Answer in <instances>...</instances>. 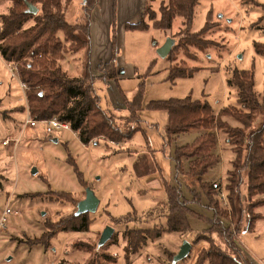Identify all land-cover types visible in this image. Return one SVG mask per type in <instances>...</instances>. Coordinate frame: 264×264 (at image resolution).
I'll list each match as a JSON object with an SVG mask.
<instances>
[{
    "label": "rangeland",
    "instance_id": "obj_1",
    "mask_svg": "<svg viewBox=\"0 0 264 264\" xmlns=\"http://www.w3.org/2000/svg\"><path fill=\"white\" fill-rule=\"evenodd\" d=\"M162 1L96 0L90 14V47L86 45L74 52L71 43L64 42L65 58L60 61L63 71L72 78H84L89 72L94 76L101 106L114 118L115 124L126 127L129 110L124 96L130 100L140 96L139 121L132 123L140 129L121 142L102 136L84 144L71 127L50 134L43 123L26 125L30 115L27 85L24 83V88L21 85L18 65L7 63L0 53V216L6 206L18 212L8 216L7 228L0 231V264L81 263L89 255L103 252L116 255V264H196L200 251L209 248V236L220 248L230 252L220 233L205 231L214 224V213L207 207L208 200L198 177L188 174L189 162L184 159L180 169L175 162L176 148L193 144L210 131L193 128L169 144L165 136L168 112L151 110L147 104L151 100L190 95L192 99H207L218 114L223 107L238 105L237 88L227 84L237 69L254 72L255 92L263 96L264 56L257 52V45H264V0H200L190 31L198 32L208 22L209 30L202 36L208 43L202 49L178 47L184 43L180 33L181 16L175 17L168 31L152 26L148 10L156 11L160 17ZM11 4L10 0H0V14L8 12ZM63 7L68 22L85 21L84 0H63ZM142 19L150 25L149 29H126L127 23ZM33 23L31 19L27 25ZM76 33L85 38L81 30ZM59 35L64 39L62 32ZM169 37H173L177 46L169 57L163 58L159 49ZM113 57L114 77L106 79L105 74L112 71ZM171 67L188 70L197 67V70L192 77L171 81L167 78ZM225 119L229 126H241L233 117ZM261 119L258 116L256 123ZM213 133L217 139L213 154L216 164L203 180L219 190L217 197H221L222 209L228 208L229 216L227 184L237 155L225 130L214 128ZM8 138L10 144L3 145ZM71 157L74 164L70 162ZM247 173L246 169L241 172L244 182H247ZM163 177L201 214L200 218L189 215L192 228L188 231L167 230V218L159 211L158 216L157 212L146 214L153 207L158 210L160 202L166 199ZM87 188L100 199L97 210L89 215V230L60 232L47 248L35 243L47 231V222H57L76 213ZM241 189L245 199L246 183ZM55 192H70L72 197ZM194 197H202L201 203L193 202ZM258 199L254 197L250 202ZM250 202L244 201V204ZM256 213H261V218L252 231L238 233L236 221L240 217L233 220L232 229L252 264H264V205L252 210V214ZM126 214L134 215L135 219L123 221ZM241 218L240 228L244 229L246 218ZM106 227L113 228L112 236L99 247ZM133 228L149 230L154 236L147 232L142 247L135 253L128 250L127 259V233ZM156 234L159 236L155 237ZM185 241L191 245L189 253L174 263ZM77 242L82 246L73 245ZM87 246L91 253L81 251Z\"/></svg>",
    "mask_w": 264,
    "mask_h": 264
},
{
    "label": "trees",
    "instance_id": "obj_2",
    "mask_svg": "<svg viewBox=\"0 0 264 264\" xmlns=\"http://www.w3.org/2000/svg\"><path fill=\"white\" fill-rule=\"evenodd\" d=\"M11 6L8 12L0 14V53L7 63L18 65L20 80L27 85L28 111L33 119L43 121L56 117L61 122L69 123L72 130L78 132L82 143L88 144L98 137L107 140L121 142L131 138L140 128L132 123L139 121L137 114L140 107L138 96L130 100L124 96L126 108L129 110L126 127L115 124L114 118L107 114L101 106V98L97 93L92 74L89 72L84 78L69 77L62 69L60 61L65 58L66 42H70L71 50L79 51L84 46L91 44V17L90 14L96 4V0H84V20L81 23L72 24L66 18L63 0H10ZM162 1L160 17L156 11L149 9L153 27L162 31L172 28L176 16H181L183 42L178 47L197 46L199 49L206 47L208 40L203 38L208 30V22L198 32L191 33L196 7L200 0H168ZM28 3L38 8L36 14L27 11ZM147 12V10H146ZM146 13H143V16ZM34 23L27 25L29 20ZM150 25L141 20L137 23H127V30H147ZM82 31L85 38L77 35ZM62 32L64 39L59 33ZM173 39V37H171ZM174 40V39H173ZM115 42H113V47ZM177 45L174 44L170 54ZM257 52L264 56V45H257ZM168 55V57L170 56ZM116 57V55H115ZM113 57L110 63L112 71L105 74V78L114 77L116 64ZM20 65V66H19ZM195 69L171 67L168 80L192 77ZM230 87L237 88L238 105H229L220 109L217 114L213 105L207 99H192L190 95L184 98H169L164 100H151L147 106L151 110H165L168 112V122L165 126L166 141L170 144L173 139L193 128L209 130L205 136L198 137L193 144H186L175 149V162L180 169L183 160L189 162L188 174L198 177L201 189L209 206L214 213V224L206 229V232L220 233L230 250L225 251L209 236V248L202 249L198 255L196 264H252L244 254L241 245L236 241L232 222L236 221L238 233L252 231L256 222L261 218V213L252 214L255 207L264 205V94L259 96L255 92V75L250 70H235L233 76L227 80ZM140 93H143L140 91ZM234 106V109L231 107ZM240 106V107H239ZM238 107V108H237ZM25 110V107H23ZM258 116L262 119L256 123ZM226 117H233L241 123V126L228 125ZM225 130L228 142L234 146L236 157L233 160V169L230 171L227 184L228 206L231 214L228 216V208L221 207L219 190L214 189L203 180L210 169L216 164L213 157L217 148V139L213 129ZM70 162L74 164L72 157ZM246 169L247 182L241 177V172ZM81 174V173H80ZM81 177V175H79ZM164 189L166 199L160 202L158 210H148L146 214L165 216L166 228L170 231H188L191 223L189 215L201 217L199 212L190 207L191 201L183 198L181 191L166 179ZM246 183L247 193L242 197L241 186ZM216 192V193H215ZM67 197H72L70 192H55ZM262 196V197H259ZM64 197V196H63ZM258 197L257 201L250 200ZM201 198H193V202L201 203ZM244 201H248L247 205ZM157 208V207H156ZM135 213L128 212V214ZM90 213L77 215L74 213L68 218L57 222H47V231L41 237L35 239L48 247L52 239L64 231H88L91 225ZM127 215V214H126ZM125 216V215H122ZM241 216H245L246 225L240 228ZM129 222L135 219L134 215L122 218ZM243 220V219H242ZM213 226V227H212ZM149 230L129 229L127 233L128 244L125 246L126 258H129L128 250L137 252L146 240ZM150 235L154 236L153 233ZM205 235V234H204ZM159 236L156 234L155 237ZM202 236V235H200ZM199 237V236H198ZM74 243V246H78ZM82 246V243H79ZM104 246V245H102ZM99 246V247H102ZM84 252H89L88 246ZM116 255L103 252L95 253L85 262L71 264H116ZM62 264H66L63 262Z\"/></svg>",
    "mask_w": 264,
    "mask_h": 264
},
{
    "label": "water",
    "instance_id": "obj_3",
    "mask_svg": "<svg viewBox=\"0 0 264 264\" xmlns=\"http://www.w3.org/2000/svg\"><path fill=\"white\" fill-rule=\"evenodd\" d=\"M27 5H28V9H27L28 12L34 14L38 12V8L35 5L31 3H28ZM173 45H174V40L171 37H169L167 39L166 44L159 49V55L163 58L167 57L170 54ZM99 203H100V199L95 195L94 191L91 188H87L86 197L78 202L77 205L78 209L76 211V214L79 215L83 213L95 212L99 206ZM112 233H113V228L106 227V229L102 233L101 239L99 241V245L100 246L104 245L111 238ZM190 246L191 245L189 242L187 241L184 242V245L181 247L179 253L176 255L174 259V263L178 259L185 257L189 253Z\"/></svg>",
    "mask_w": 264,
    "mask_h": 264
},
{
    "label": "built area",
    "instance_id": "obj_4",
    "mask_svg": "<svg viewBox=\"0 0 264 264\" xmlns=\"http://www.w3.org/2000/svg\"><path fill=\"white\" fill-rule=\"evenodd\" d=\"M22 87L24 88L25 85L24 83L21 82ZM38 123H43L45 124L46 127V131L48 133H53L54 131L58 130V129H69L70 125L69 123L66 122H61L59 121L56 117L48 119V120H43V121H39L36 119H32L30 117V115L28 116V119L26 121V125L30 124L31 126H36ZM11 139H6L2 142L3 145H8L10 144ZM16 141V144H18V141ZM224 198V197H223ZM18 212L15 211L13 208H11L10 206H6L4 211L2 212L1 216H0V231L4 230L7 228V219L8 216L11 214H17Z\"/></svg>",
    "mask_w": 264,
    "mask_h": 264
}]
</instances>
